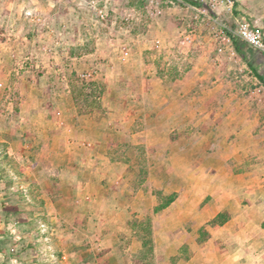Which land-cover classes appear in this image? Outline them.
Wrapping results in <instances>:
<instances>
[{
	"label": "rangeland",
	"instance_id": "obj_1",
	"mask_svg": "<svg viewBox=\"0 0 264 264\" xmlns=\"http://www.w3.org/2000/svg\"><path fill=\"white\" fill-rule=\"evenodd\" d=\"M87 1L25 0L24 5L9 7L12 20L0 19V264H82L101 258L84 246L55 240L64 226L58 227V234L51 229L55 225L41 210L44 200L38 199L35 184L24 182L26 168L40 151L13 148L10 143L44 138L21 129L18 117L22 110H36L49 90L76 88L105 110L102 99L109 90L135 91L141 71L130 75L126 64H121L114 49L122 45L131 49L127 60L153 65V75L186 98L184 106L196 105L197 113L216 123L214 149L223 146L224 165L209 167L208 172L225 175L230 202L225 209L230 219L214 228L203 224V214L165 234L158 232L161 218L153 212L132 214L125 228L112 221L125 263L187 264L193 258L192 264H264V85L225 34L236 29L246 13L263 23L264 0L243 4L246 13L237 0H232L230 10L221 3L211 8L210 0H98L107 13L104 21ZM188 6L205 7L207 15ZM192 97L196 102L190 101ZM105 102L110 104L108 99ZM96 111L101 114L97 106ZM226 113L230 119L227 129H222L219 125ZM25 121L32 125V120ZM208 200L207 196L201 206ZM139 223L149 224L150 233ZM202 226L207 227L209 239L199 236ZM198 237L204 241L200 243ZM142 239L152 240V247L143 248ZM170 253L174 255L166 260Z\"/></svg>",
	"mask_w": 264,
	"mask_h": 264
},
{
	"label": "crops",
	"instance_id": "obj_2",
	"mask_svg": "<svg viewBox=\"0 0 264 264\" xmlns=\"http://www.w3.org/2000/svg\"><path fill=\"white\" fill-rule=\"evenodd\" d=\"M237 2H241L240 10L246 13L243 4L248 2L250 6L253 0ZM24 4L25 0H0V19L12 20L9 7ZM247 16L240 20L247 19L263 31L264 22ZM250 49L259 72L264 54ZM130 50L123 45L114 49L130 75L141 71L135 91L109 90L106 98L110 104L102 99L106 108L102 115L94 110L78 112L69 89L49 90L36 110H22L18 117L21 129L44 138L33 143L26 139L10 143L13 148L35 147L40 151L35 162L26 168L24 182L35 184L38 199L44 200L40 201L44 205L41 210L51 217L56 233L59 226L65 227L59 230V240H55L84 246L87 252L102 255L82 264H126L118 252L120 237L111 222L125 228L132 214L153 212L158 205L156 192L165 196L177 194L172 204L156 213L161 218L157 227L161 234L179 229L195 214H203L206 224L230 205L225 195V175L208 172L209 167L224 165L220 157L223 146L214 149L216 123L197 113L196 105L184 106L185 97L153 75V65L127 60ZM121 59L126 61L122 63ZM111 67L115 69L114 64ZM260 74L264 76V71ZM190 101L196 99L192 97ZM26 118L32 120L30 127ZM228 119L230 115H222L219 127L227 129ZM143 148L145 154L140 152ZM207 196V204L201 206ZM173 255L168 254L166 260ZM192 260L186 263L192 264Z\"/></svg>",
	"mask_w": 264,
	"mask_h": 264
},
{
	"label": "trees",
	"instance_id": "obj_3",
	"mask_svg": "<svg viewBox=\"0 0 264 264\" xmlns=\"http://www.w3.org/2000/svg\"><path fill=\"white\" fill-rule=\"evenodd\" d=\"M192 4H197L196 2H193ZM195 6V5H194ZM230 40L233 46L234 51L238 54V56L245 62L246 66L251 70V72L253 73L254 77L260 81L263 85H264V76L261 75L258 72V68L255 66V64L252 62V60L254 59V55L251 51V49L245 44L243 43L241 40H239L237 37L234 36H230ZM103 89V87H102ZM83 91H77L76 88L73 89L72 94L74 97V101L75 104L77 106L78 112L83 113L86 111H96V106L98 108V110L101 112V114L103 115L105 112V109L101 106V105H97L95 103H92L88 97L89 96H83ZM83 102V103H82ZM81 103V104H80ZM95 107V109H93ZM97 112V111H96ZM156 196L158 197V205L156 207H154L153 209V213H158L162 210H164L165 208H167L170 204H172L176 198H177V194L173 193L171 195L165 196L162 194V192H156ZM230 219V213L225 210L223 212H219L217 213L208 223L207 226L210 228H214V227H220L223 226L226 222H228V220ZM140 224V223H139ZM145 224L141 223L140 226L137 225V227H141L143 228V230H146V232L150 233V227L149 224L144 226ZM144 226V227H143ZM262 228L264 229V221L261 224ZM207 227L202 226L199 230V236H203L207 237V239H209V235H208V231L206 230ZM152 236V234H151ZM201 239L200 237H198V240L201 242L204 241V239ZM153 242L152 240H146L142 239V247L146 248L148 246L152 247ZM151 251V249H150Z\"/></svg>",
	"mask_w": 264,
	"mask_h": 264
},
{
	"label": "built area",
	"instance_id": "obj_4",
	"mask_svg": "<svg viewBox=\"0 0 264 264\" xmlns=\"http://www.w3.org/2000/svg\"><path fill=\"white\" fill-rule=\"evenodd\" d=\"M216 3L224 4L228 7V10H230L233 6L232 0H210L209 7L214 8ZM87 4L90 8L94 10L96 13V16L100 21H104L107 18V13L104 12L103 8H100L98 5V0H88ZM189 9L192 11H195L196 13L207 15L205 7L198 9L193 6H188ZM226 39L227 41H230V36H234L239 38L243 43H245L247 46L252 48L255 51H258L262 54H264V32L261 28H258L256 26H253L247 19L241 20L237 28L234 30L228 29L226 32ZM189 40V38H187ZM51 229H53L51 227Z\"/></svg>",
	"mask_w": 264,
	"mask_h": 264
},
{
	"label": "bare ground",
	"instance_id": "obj_5",
	"mask_svg": "<svg viewBox=\"0 0 264 264\" xmlns=\"http://www.w3.org/2000/svg\"><path fill=\"white\" fill-rule=\"evenodd\" d=\"M239 39V38H238Z\"/></svg>",
	"mask_w": 264,
	"mask_h": 264
}]
</instances>
